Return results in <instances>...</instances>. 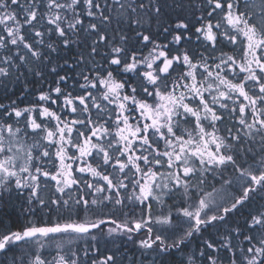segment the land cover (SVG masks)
Listing matches in <instances>:
<instances>
[{"label":"snow or ice","instance_id":"obj_1","mask_svg":"<svg viewBox=\"0 0 264 264\" xmlns=\"http://www.w3.org/2000/svg\"><path fill=\"white\" fill-rule=\"evenodd\" d=\"M17 201L0 264H264V0H0Z\"/></svg>","mask_w":264,"mask_h":264},{"label":"trees","instance_id":"obj_2","mask_svg":"<svg viewBox=\"0 0 264 264\" xmlns=\"http://www.w3.org/2000/svg\"><path fill=\"white\" fill-rule=\"evenodd\" d=\"M227 50L225 49V51ZM18 211H21L19 201L9 204L7 207L0 206V222L9 227H15L18 223L23 222V218L19 216Z\"/></svg>","mask_w":264,"mask_h":264},{"label":"rangeland","instance_id":"obj_3","mask_svg":"<svg viewBox=\"0 0 264 264\" xmlns=\"http://www.w3.org/2000/svg\"><path fill=\"white\" fill-rule=\"evenodd\" d=\"M17 208H18V207H17ZM20 212H21V211H18V213H19V216H21V215H20ZM22 218H23V216H22Z\"/></svg>","mask_w":264,"mask_h":264}]
</instances>
